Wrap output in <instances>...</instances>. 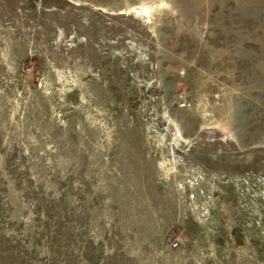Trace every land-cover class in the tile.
<instances>
[{
    "label": "rangeland",
    "instance_id": "obj_1",
    "mask_svg": "<svg viewBox=\"0 0 264 264\" xmlns=\"http://www.w3.org/2000/svg\"><path fill=\"white\" fill-rule=\"evenodd\" d=\"M0 264H264V0H0Z\"/></svg>",
    "mask_w": 264,
    "mask_h": 264
}]
</instances>
